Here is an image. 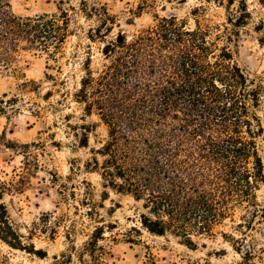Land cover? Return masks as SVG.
Segmentation results:
<instances>
[{"label":"trees","instance_id":"trees-1","mask_svg":"<svg viewBox=\"0 0 264 264\" xmlns=\"http://www.w3.org/2000/svg\"><path fill=\"white\" fill-rule=\"evenodd\" d=\"M226 3L229 8L237 4L234 25L245 24V0ZM57 10L19 18L10 0H0V70L18 74L24 54L57 62L71 35L67 12L61 6ZM96 12L90 10L104 28L113 23L105 9ZM194 21L155 16V23L132 39L119 36L108 42L101 70L94 73L88 58L74 94L84 114L96 115L107 132L97 151L100 160L93 157L86 170L97 173L105 187L140 203L150 234L169 235L187 246L194 245L193 238L213 236L236 210L247 214L246 228L256 217L264 218L256 200L264 183L255 141L262 135L256 114L261 86L245 76L228 48L218 46L217 27ZM104 36L97 29L89 39ZM72 128L75 137L82 131L80 142L87 147L90 127ZM19 147L24 173L3 189L25 184L39 169L29 151L37 144ZM85 250L90 264H104L95 238Z\"/></svg>","mask_w":264,"mask_h":264},{"label":"rangeland","instance_id":"rangeland-1","mask_svg":"<svg viewBox=\"0 0 264 264\" xmlns=\"http://www.w3.org/2000/svg\"><path fill=\"white\" fill-rule=\"evenodd\" d=\"M10 0L19 18L58 14L69 16L71 35L57 62L24 54L19 73L0 70V258L3 264H90L85 247L95 238L103 248L104 264H264V218L244 222L236 210L211 237L193 238L187 246L172 236H154L143 223L141 204L105 187L97 173L86 170L107 136L96 115L86 116L74 100L83 65L90 59L95 73L105 63L108 42L127 41L158 18L175 16L217 27L219 47L229 49L232 61L261 86L259 108L262 135L256 136L264 168V0H245L249 18L234 25L237 4L226 0ZM61 2L64 4L61 5ZM97 14L105 9L113 23L105 33ZM89 15L87 16V13ZM198 10L196 15L191 13ZM99 29L104 37L90 40ZM49 76V77H46ZM90 127L87 147L82 131ZM36 143L29 151L39 169L14 190L4 184L24 173L20 145ZM10 147L14 148L11 149ZM16 147V148H15ZM264 216V183L256 192Z\"/></svg>","mask_w":264,"mask_h":264}]
</instances>
